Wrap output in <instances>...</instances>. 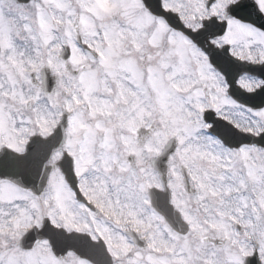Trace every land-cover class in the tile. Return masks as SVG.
Listing matches in <instances>:
<instances>
[{
  "label": "snow or ice",
  "instance_id": "1",
  "mask_svg": "<svg viewBox=\"0 0 264 264\" xmlns=\"http://www.w3.org/2000/svg\"><path fill=\"white\" fill-rule=\"evenodd\" d=\"M0 264H264V0H0Z\"/></svg>",
  "mask_w": 264,
  "mask_h": 264
}]
</instances>
